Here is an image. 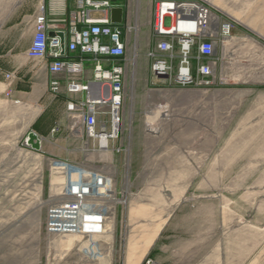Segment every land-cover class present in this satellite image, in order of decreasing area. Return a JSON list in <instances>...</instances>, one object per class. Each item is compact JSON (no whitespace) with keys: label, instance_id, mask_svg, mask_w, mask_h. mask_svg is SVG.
<instances>
[{"label":"rangeland","instance_id":"obj_1","mask_svg":"<svg viewBox=\"0 0 264 264\" xmlns=\"http://www.w3.org/2000/svg\"><path fill=\"white\" fill-rule=\"evenodd\" d=\"M35 1L10 0L11 7L14 2L18 6V27L15 38L0 40L2 49L24 40V12ZM207 1L214 14L249 26L264 39V0ZM149 11L147 18L123 27L126 51L117 138L108 150L97 149L74 119L73 130L65 136L71 140L66 152L79 162L73 164L112 181V198L97 200L108 214L102 235L46 232L47 208L62 200L58 194L66 176L53 169L55 161L25 154L26 127L14 118L21 108L0 95V264H223L206 260L201 249L204 238L205 245L217 242L215 230L210 231L217 208L229 224L246 226L241 235L248 237L245 221L255 212L252 208L258 204L264 209V186L257 180L264 151L254 150L248 131L242 134L239 128L240 120L229 117L233 107H216V91L153 80L147 52L156 39L146 21ZM1 18L3 22V14ZM253 163L262 165L258 172ZM252 191H259L261 198L252 197ZM157 238L161 249L154 257ZM186 241L192 244L187 248L193 249L192 255L186 254Z\"/></svg>","mask_w":264,"mask_h":264},{"label":"built area","instance_id":"obj_2","mask_svg":"<svg viewBox=\"0 0 264 264\" xmlns=\"http://www.w3.org/2000/svg\"><path fill=\"white\" fill-rule=\"evenodd\" d=\"M107 0H75L70 13L64 48L91 59V78L80 81L81 60L62 58L60 37L47 35L43 6L33 19V34L25 51L29 60L41 62L50 58L46 68L52 75L65 76L66 92L73 97L66 102V111L74 122H81L85 136L96 142L97 149L108 150L117 138L122 122L123 80L126 43L121 30L110 22ZM99 11L98 17L92 16ZM212 11L207 0H153L151 32L155 47L147 52L151 61V75L162 83L178 86L209 87L213 84L210 58L214 52L211 29ZM232 22L220 23L219 35L229 36ZM177 46L175 55L173 50ZM196 48L195 56L192 55ZM195 58V59H194ZM195 61V74L192 63ZM176 62V65H174ZM6 79L12 78L5 74ZM224 79H220L222 81ZM104 84L106 95L100 99L90 96V85ZM58 80L50 82V90L57 92ZM8 93H6L7 95ZM105 139L102 144L101 140ZM25 143V141H24ZM53 169L66 176V183L58 195L62 200L50 204L46 211L45 230L48 234L93 237L102 235L108 214L99 198L108 201L113 196L112 181L106 175L79 169L66 161H55ZM73 175H77L73 178ZM151 261L147 260L146 264Z\"/></svg>","mask_w":264,"mask_h":264},{"label":"crops","instance_id":"obj_3","mask_svg":"<svg viewBox=\"0 0 264 264\" xmlns=\"http://www.w3.org/2000/svg\"><path fill=\"white\" fill-rule=\"evenodd\" d=\"M107 1L110 4L109 8H122V22L114 24L121 30L122 37L125 33L123 27L126 28L129 22L135 24L140 18L148 17V7L150 13L149 19L146 21L151 28L153 0ZM10 3V0H0V40L2 38L11 40L16 37L18 6L14 2L11 7ZM40 6H43L46 22L50 25L46 31L47 35L63 33V37L64 35L66 39L68 37L69 16L75 8V0H36L33 4H28V8L24 12V17L28 20L24 40L4 49L0 45V95L21 108L17 112L18 115L15 113L14 118H18L20 123L23 122L26 127L23 141L29 131H34L40 138L41 147L37 152L22 143L26 155L28 152L35 153L53 161L77 164L79 162L74 161L72 156L66 152L68 150L67 143L71 140L65 136L73 130L72 118L66 111V102L73 97L82 98L83 94L73 95L66 92L65 76L52 75L47 71L46 65L50 58L41 62H33L25 56L33 34V19ZM107 13L109 14V9H107ZM100 14L99 11L92 12L94 17H98ZM224 21L226 19L212 11L211 29L214 34V52L210 62L213 70V84L209 87H200L208 91H216L219 94L215 101L217 108L220 105L233 107L229 117L240 120L239 128L242 134H245L243 130L248 131V142L255 143L254 150L264 151V39L259 37L249 26L232 21L229 36L223 38L219 35L218 28ZM155 44L148 51L152 50ZM173 52L175 55L177 54V46L174 47ZM195 54L196 48L194 47L192 55L195 56ZM2 56L5 57L4 60L1 58ZM61 56L64 59L81 60L80 81L85 82L91 78L92 63L88 55L82 56L78 52L70 53L64 48V53ZM195 67L194 61L192 63L194 74L196 73ZM6 73L11 74L12 78L6 79ZM152 78L157 81L153 76ZM220 79L224 80L220 81ZM52 80L59 82L57 92L50 90ZM6 93L8 94L6 95ZM76 123L77 129L83 131L81 122ZM260 166L262 165L259 163L252 164V168L256 172H258L256 167ZM263 168L264 165L257 177L259 183H262V188L264 180L260 181L259 177L264 173ZM258 187L261 188L259 185ZM259 193V191H252L250 195L254 198H261L262 195ZM252 209L255 212L250 216V219L245 221L248 224V237H244L245 235L242 236L241 231L246 226H241V223L229 224L230 222H226L221 215L222 209L217 208L216 218L211 219L212 229L210 230H215L217 242H208L205 245L204 238L201 244L202 252L207 255L206 260L223 264H264V217L262 218L264 209L260 210L258 204ZM207 211L208 215H213V212ZM257 214H260V220L257 218ZM207 220L209 221V219ZM224 237L227 240L222 243L221 239ZM158 239H155L152 244L151 252L155 254L154 257L158 254L157 249H161L157 248L160 245L157 242ZM189 246L192 244L189 245L186 241V254ZM188 253L192 255L193 249L190 248Z\"/></svg>","mask_w":264,"mask_h":264},{"label":"water","instance_id":"obj_4","mask_svg":"<svg viewBox=\"0 0 264 264\" xmlns=\"http://www.w3.org/2000/svg\"><path fill=\"white\" fill-rule=\"evenodd\" d=\"M109 18L112 24H120L122 22V8L121 7H111L109 8ZM60 37V49L61 54L64 53V37L63 33L59 35ZM41 141L40 138L34 131H29L25 138V144L29 146L32 150L39 151Z\"/></svg>","mask_w":264,"mask_h":264},{"label":"bare ground","instance_id":"obj_5","mask_svg":"<svg viewBox=\"0 0 264 264\" xmlns=\"http://www.w3.org/2000/svg\"><path fill=\"white\" fill-rule=\"evenodd\" d=\"M89 89H90V96L94 100L100 99L101 93H103L104 95H106L107 93V89L104 84L93 83L90 85ZM101 142L103 144L105 142V139L103 138Z\"/></svg>","mask_w":264,"mask_h":264}]
</instances>
